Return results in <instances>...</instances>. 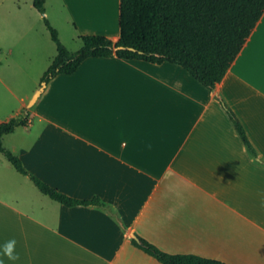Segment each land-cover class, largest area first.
<instances>
[{"label":"crops","instance_id":"0c3cea01","mask_svg":"<svg viewBox=\"0 0 264 264\" xmlns=\"http://www.w3.org/2000/svg\"><path fill=\"white\" fill-rule=\"evenodd\" d=\"M120 7L113 0L103 29L89 34L118 41ZM25 15L13 21L23 40L34 23ZM34 105L17 128L29 139L17 149L28 169L71 196L99 195L121 221L107 208L57 201L24 173L10 196L0 180L4 264H164L132 232L170 253L264 264V14L215 89L180 64L114 54L58 74ZM13 239L16 261L3 255Z\"/></svg>","mask_w":264,"mask_h":264},{"label":"trees","instance_id":"16d2710c","mask_svg":"<svg viewBox=\"0 0 264 264\" xmlns=\"http://www.w3.org/2000/svg\"><path fill=\"white\" fill-rule=\"evenodd\" d=\"M34 3L40 12L46 13V0H34ZM120 11L118 41L105 34H87L83 36V47L76 52L68 49L59 30L44 16L58 53L42 80L50 82L60 73H73L90 57L117 54L129 59L180 64L206 87L215 89L264 14V0H121ZM220 100L249 151L261 160L237 113L223 97ZM28 123L25 114L0 123V151L16 169L29 175L43 193L57 201L69 206L85 204L107 208L121 221L117 211L99 195L82 199L59 190L30 171L21 156L5 147V134ZM133 241L164 264H230L195 253H170L139 234Z\"/></svg>","mask_w":264,"mask_h":264},{"label":"rangeland","instance_id":"374dc122","mask_svg":"<svg viewBox=\"0 0 264 264\" xmlns=\"http://www.w3.org/2000/svg\"><path fill=\"white\" fill-rule=\"evenodd\" d=\"M17 4L15 0H8L0 7V44L4 46L0 49V120L3 121L17 115L21 99L32 98L58 53L44 16L59 30V36L68 49L76 52L84 45L83 36L91 33L88 29H103L113 8V0H49L47 13L43 14L31 7V0H21ZM25 14L34 23L32 28L29 27L28 37L23 40V34L13 21ZM11 46L17 49L14 55L6 50ZM34 107H26L19 115L31 117ZM28 140L25 128L21 127L5 136L4 145L18 154L17 149ZM25 177L0 151V180L6 190L4 195L10 196L13 186L16 188L17 183L14 182Z\"/></svg>","mask_w":264,"mask_h":264},{"label":"clouds","instance_id":"9594fccd","mask_svg":"<svg viewBox=\"0 0 264 264\" xmlns=\"http://www.w3.org/2000/svg\"><path fill=\"white\" fill-rule=\"evenodd\" d=\"M16 241L15 239L7 241L3 247V255L9 260L16 261L19 260V254L15 251ZM0 264H4L3 260H0Z\"/></svg>","mask_w":264,"mask_h":264},{"label":"water","instance_id":"95a60500","mask_svg":"<svg viewBox=\"0 0 264 264\" xmlns=\"http://www.w3.org/2000/svg\"><path fill=\"white\" fill-rule=\"evenodd\" d=\"M120 47L121 46H118L117 48H120ZM47 85H48V81L43 80L41 87L38 90H36L32 98L30 99V102L28 104L29 107H32L37 102L38 98L40 97L42 92L46 89ZM132 236L137 237V235L134 232H132Z\"/></svg>","mask_w":264,"mask_h":264}]
</instances>
